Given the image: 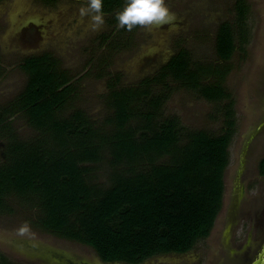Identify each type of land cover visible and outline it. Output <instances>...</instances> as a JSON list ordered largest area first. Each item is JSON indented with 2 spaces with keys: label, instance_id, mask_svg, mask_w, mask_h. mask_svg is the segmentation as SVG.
I'll list each match as a JSON object with an SVG mask.
<instances>
[{
  "label": "trees",
  "instance_id": "1",
  "mask_svg": "<svg viewBox=\"0 0 264 264\" xmlns=\"http://www.w3.org/2000/svg\"><path fill=\"white\" fill-rule=\"evenodd\" d=\"M124 3L103 0L104 14L116 25L115 14ZM237 11L244 25L245 0H238ZM124 32L102 35L99 41L105 45L115 35L108 47L128 50L131 38L122 40ZM235 42L234 27L220 25L215 45L220 61L233 58ZM21 69L27 78L24 88L0 105V132L6 131L1 133L0 213L16 199L36 209L41 230L91 248L104 263L141 264L157 256L183 255L210 236L223 204L233 113L225 112L218 135L185 132L178 118L161 115L170 82L210 102L229 98L223 87L228 69L192 65L183 49L134 85L125 86L119 73L104 68L108 114L103 125L74 106L78 81L59 58L51 53L28 56ZM16 115L37 135L24 140L12 132L10 121ZM102 164L108 165L105 184L95 172ZM259 164L264 176V159ZM0 264L17 263L0 256Z\"/></svg>",
  "mask_w": 264,
  "mask_h": 264
},
{
  "label": "rangeland",
  "instance_id": "2",
  "mask_svg": "<svg viewBox=\"0 0 264 264\" xmlns=\"http://www.w3.org/2000/svg\"><path fill=\"white\" fill-rule=\"evenodd\" d=\"M84 3L59 0L49 5L40 0H8L0 4V105L13 100L24 88L27 78L22 61L42 53L59 58L63 68L78 81L74 106L99 125L105 123L108 114L103 98L108 90L102 77L104 68L119 73L125 86L134 85L154 75L183 49L189 53L192 65L228 69L223 87L230 97L222 102L207 101L176 83L170 82L172 89L164 90L169 95L163 105V119L178 118L185 132L205 130L218 135L225 112L231 110L235 134L224 175L223 204L210 236L186 254L147 264H251L264 243V177L259 172L264 158V0H245L244 25L238 20V0H165L174 21L151 31L123 29L122 40L131 38L127 52L100 43L102 35L118 34L119 30L113 17L104 15V25L92 31L88 19L81 20L78 14ZM224 23L235 30L236 49L229 62L220 61L215 50L217 32ZM114 40L115 35L107 43ZM10 124L11 131L24 140L37 135L22 115H16ZM1 133L6 131L0 132V149L4 144ZM95 172L98 182L107 183L108 165L102 164ZM8 205V210L0 213V256L8 261L106 264L91 248L41 230L36 223V209L16 199ZM25 221L34 236L16 234Z\"/></svg>",
  "mask_w": 264,
  "mask_h": 264
},
{
  "label": "clouds",
  "instance_id": "3",
  "mask_svg": "<svg viewBox=\"0 0 264 264\" xmlns=\"http://www.w3.org/2000/svg\"><path fill=\"white\" fill-rule=\"evenodd\" d=\"M81 20L87 18L92 31L99 30L105 23L103 0H85L78 9ZM117 29H126L131 32L140 27L148 31L153 28H162L171 24L175 16L170 12L165 0H125L122 9L115 14ZM19 236L32 237L30 225L25 221L17 230ZM35 246V245H34Z\"/></svg>",
  "mask_w": 264,
  "mask_h": 264
},
{
  "label": "flooded vegetation",
  "instance_id": "4",
  "mask_svg": "<svg viewBox=\"0 0 264 264\" xmlns=\"http://www.w3.org/2000/svg\"><path fill=\"white\" fill-rule=\"evenodd\" d=\"M8 0H2L1 2H0V4H4L5 2H7ZM40 1H42V2H44V3H46V4H49L48 2H46V1H44V0H40ZM59 0H55L53 3H50L51 5L52 4H56V2H58ZM49 4V5H50ZM106 17H107V15L106 14H104ZM104 46H107V43L104 45ZM123 52H127L126 50L125 51H123ZM42 54H44V53H42ZM41 55V54H40ZM32 56V55H31ZM171 59V58H170ZM169 59V60H170ZM168 60V61H169ZM167 61V62H168ZM167 62H165V64L167 63ZM165 64H163V65H165ZM162 65V66H163ZM161 66V67H162ZM160 67V68H161ZM107 70H108V72H109V69L108 68H106ZM264 158H262V160H263ZM261 160V161H262ZM260 172V171H259ZM261 175V174H260ZM262 176V175H261ZM264 177V176H263ZM170 255H175V254H168V255H162V256H157V257H154V258H152V259H149V260H147V261H145L144 263H141V264H147V263H149V262H153L155 259L157 260V259H159V260H162L163 258H167L168 256H170ZM256 256V255H255ZM85 262H81V263H75V262H73V264H84ZM106 264H124V263H106Z\"/></svg>",
  "mask_w": 264,
  "mask_h": 264
},
{
  "label": "water",
  "instance_id": "5",
  "mask_svg": "<svg viewBox=\"0 0 264 264\" xmlns=\"http://www.w3.org/2000/svg\"><path fill=\"white\" fill-rule=\"evenodd\" d=\"M251 264H264V243Z\"/></svg>",
  "mask_w": 264,
  "mask_h": 264
}]
</instances>
